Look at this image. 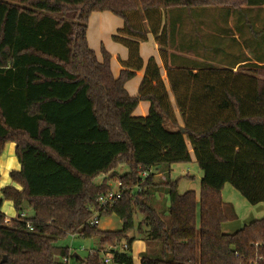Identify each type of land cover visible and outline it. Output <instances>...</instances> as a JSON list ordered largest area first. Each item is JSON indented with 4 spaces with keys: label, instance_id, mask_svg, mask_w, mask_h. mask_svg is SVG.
Masks as SVG:
<instances>
[{
    "label": "trees",
    "instance_id": "trees-1",
    "mask_svg": "<svg viewBox=\"0 0 264 264\" xmlns=\"http://www.w3.org/2000/svg\"><path fill=\"white\" fill-rule=\"evenodd\" d=\"M263 2L0 0V156L8 143L17 145L21 171L11 178L23 188L1 190L0 264H66L67 258L104 264L109 251L112 264H134L136 238L128 234L139 213L138 233L162 248L160 258L143 255L141 264H264V218L233 234L222 228L235 217L222 199L226 185L252 206L264 203V70L241 73L236 65L214 68L193 59L182 65L168 51L167 26L169 11L215 9L202 11L198 21L222 20ZM106 12L123 20L112 36L128 51L117 78L111 54L102 48L100 60L88 42L92 15ZM189 19L182 22L179 49L201 57L196 40L184 43ZM213 26L211 42L220 46L224 31ZM150 37L162 67L141 56ZM140 71L144 76L132 97L126 84ZM141 102L150 104L145 117L134 115ZM192 156L202 173L199 198L194 191L180 193V180L171 179L173 167L192 163ZM122 165L125 175L116 172ZM150 168L154 173L143 182L140 171ZM160 169L169 172L162 184L169 222L151 203ZM102 175L105 180L96 184ZM110 181L128 190L104 208L99 199L113 191ZM3 200L18 212L8 223ZM29 209L32 217L19 216ZM95 212L100 219L116 215L122 230L91 225ZM72 235L98 241V249L83 260L74 257L59 245ZM124 244L127 251H121Z\"/></svg>",
    "mask_w": 264,
    "mask_h": 264
},
{
    "label": "rangeland",
    "instance_id": "rangeland-1",
    "mask_svg": "<svg viewBox=\"0 0 264 264\" xmlns=\"http://www.w3.org/2000/svg\"><path fill=\"white\" fill-rule=\"evenodd\" d=\"M214 11L215 9H198L195 11L190 12H178V10L169 11L167 14V26L170 30V47L168 49L170 55L176 54L177 59H179V62L182 65H186V60H191L192 56L197 57V54L195 52L186 51L183 49H179L182 44V34L180 32V28L185 26V22L187 21V18H191L188 20L187 25V31L186 33H189V42L185 41L184 43H190L192 45L196 44L200 47V50L202 51V56H198V58L203 59L202 62H206L207 65H210L214 68H231L232 65L229 63L230 57H227V54H229L230 50H235L232 48H229L232 43H230L231 36H233L235 29L232 26V20L226 24V27L223 28L225 30V38H223L220 41V46H217L215 43V47L212 44L211 40L213 39L212 35H215L213 31L209 30V25H202L199 23V19L197 16L201 14L202 11ZM184 14V15H183ZM180 15H183L180 19H183L184 23H178V17ZM104 20L103 23L101 20ZM225 26V25H224ZM123 27V20L111 13H95L92 15L88 27V42L90 48L95 51V53L98 55L99 59H102V48L106 49L109 53L118 52L123 55L124 49H126L124 46L115 43L112 39V36L117 34V31L119 28L121 29ZM191 36L194 37L191 38ZM219 37V36H218ZM176 38V39H175ZM232 42H234L232 40ZM235 47L239 48L238 42L235 43ZM212 48V49H211ZM127 51V49H126ZM115 56V55H114ZM173 57V56H171ZM200 60V63H202ZM115 68V73H117V68ZM166 80V78H165ZM167 83V80H166ZM168 85V84H167ZM174 105L175 101L173 99ZM146 105V104H144ZM176 109V107H175ZM177 112V109H176ZM177 118L179 119L180 125L181 119L177 112ZM189 145V143H188ZM192 159L194 162L186 164V165H178L174 166L173 170L171 172V179L172 180H180L179 182V192L184 193L187 190H197L201 189V179H202V173L199 169L195 157L192 156ZM184 170V171H183ZM187 172L185 175H181L183 172ZM116 172L120 175H125L128 172V168L126 166H119L116 169ZM186 176V177H185ZM105 176H99L95 179L96 184H101L105 180ZM169 178V172L164 171L163 169H160L157 171L155 177H154V183L158 186L156 191L152 193V205L155 209L159 211V213L163 216V219L167 222H169V219L167 217L168 206L165 202V188L162 184L165 183V181ZM113 188H116L115 181L109 182ZM113 184V185H112ZM233 191L232 195L229 196L228 191L225 192V199H223V202L226 204L225 207L227 209V212L229 216L231 214H234L236 212L238 216V220H231V222H227L223 225V232L227 234H233L239 228L241 229L245 224H248L250 220H260V218H264V204H258L256 206L250 205L245 198L235 190L232 186L228 185ZM10 205V202L8 200H3V206ZM10 206H7L8 209ZM30 210V209H29ZM234 210V211H233ZM32 212V211H31ZM31 212L30 215H31ZM143 221V216L139 213L135 216V229L130 232L129 238H136V241L143 242L141 244L136 245L135 252H132V256L134 257L135 261H138L139 258H142L143 255H148L150 257L154 258H160L162 255V248L161 245L154 242H147L144 241L143 236H140L138 233V225ZM101 229L104 230H118L121 229V223L116 217V215L112 216H105L101 218L99 226ZM60 246L63 247H69L72 252H76L80 254L83 258L88 256V254L91 251H95L98 249V241H92V240H83L81 238H72L67 237L65 239H62L59 242ZM145 245L146 250L144 253L140 254L137 253L139 250H142V246ZM133 251V250H132ZM139 263V262H137ZM71 264H75V261L72 260ZM255 264V263H251Z\"/></svg>",
    "mask_w": 264,
    "mask_h": 264
},
{
    "label": "crops",
    "instance_id": "crops-1",
    "mask_svg": "<svg viewBox=\"0 0 264 264\" xmlns=\"http://www.w3.org/2000/svg\"><path fill=\"white\" fill-rule=\"evenodd\" d=\"M103 14H105V13H103ZM231 20H232V26L235 29V32L233 33L234 35L231 36L232 37L231 40H235V41L232 42L230 40V43H232V44L230 45L229 48H232L235 50H230L229 54H227V57H230L229 63H231V65H236L235 67L233 66L234 71H239L241 73H253V72L260 71V70L261 71L264 70V4H262L260 6H256V7L246 8L243 12L239 13L236 17L231 16L228 19L223 18L222 20H220V18H218V17L217 18L207 17V19L205 21H199V23H205L206 22L208 25H210L212 27V28H210L208 26L210 28L209 30L214 32V30H213L214 26L213 25L219 24L223 29L226 27V24L229 23ZM101 21L102 22H100V23L104 22L103 19ZM223 31H224L223 32V38H225L224 34L226 32L224 29H223ZM236 41L239 44V48L235 47ZM140 51H141V56H142L145 63H147V61L151 57H154L157 60L158 64L162 67V61L160 59L158 47L155 44L154 38L150 37V40L148 42L142 43ZM174 53L177 54L176 51ZM110 54L112 56V60H111L112 72H113L114 76L117 78L120 76V73L123 70V67L121 66L119 60L127 61L128 51H126V49H124L122 56H121V54H119V51L113 53L115 56L112 55V53H110ZM191 59L196 60L198 62H200V60L202 62V60H203V59L198 58L196 56L195 57L192 56ZM114 66H116V68H117V73H115L116 70H115ZM162 73H163V77L165 79L166 75H165V71L163 69H162ZM143 76H144V71L137 72L135 78H133L131 81H129L126 84V89L132 97L137 96L139 86L141 84ZM256 77H259V76H256ZM260 79H262V78L260 77ZM144 104H146V105H144ZM149 109H150V104L148 102H141L139 104L138 108L136 109L134 115L137 117H145L149 113ZM16 151H17V145L15 143H8L5 147L4 153L2 154V156H0V200L3 198L1 190L4 188H13V189L17 190L18 192L23 191V188L19 184H17L16 182H14L11 178L12 172L21 171V164L19 163V160L17 158ZM192 162H194L193 159H192ZM187 172H188V170L186 172L181 173V175H185V174H187ZM229 188L230 187L228 185H226L224 187V189L222 191L223 199H225L226 190L228 191L229 196H231L233 194L232 193L233 191H231L232 189H229ZM200 190L201 189H199V191H198V189L197 190L194 189V190H187V191L196 192V194L199 198ZM9 202H10V205H6V206H3V203H2L1 212L5 215L7 220H12V219H15L18 217V212L14 208L13 202H11V201H9ZM261 204H264V203H261ZM224 205H226V204L224 203ZM7 206H10V207L7 209L6 208ZM29 212H31V210H27L25 212V214L29 217H32L33 213L31 212V215H30ZM234 216L235 217L233 218V220H238V216H237L236 212H234ZM254 219H256V218H254ZM254 219L250 220V222H248V224H245V225H249L252 222L256 221ZM229 222H231V220ZM120 223H121V229H118V230L117 229L116 230H104V229H101L100 227H99V229L102 231H120V230H122V227H123L121 221H120ZM239 230H240V228H239ZM129 235H130V233L128 234V237H130ZM141 243H143V242H140V241L134 242L132 252H135L136 245L141 244ZM142 247H143L142 250H139L137 252V253H139V255L144 253L146 250L145 245H143ZM72 253H73L74 257H77L81 260H83L86 257L85 256L83 258L82 256H80V254H78L76 252H72ZM133 259H134V257H133ZM137 262H139V263H137ZM75 264H78V263L75 262ZM134 264H141V258H139L138 261H135V259H134Z\"/></svg>",
    "mask_w": 264,
    "mask_h": 264
},
{
    "label": "built area",
    "instance_id": "built-area-1",
    "mask_svg": "<svg viewBox=\"0 0 264 264\" xmlns=\"http://www.w3.org/2000/svg\"><path fill=\"white\" fill-rule=\"evenodd\" d=\"M154 173V169L150 168L148 170H141L140 171V178L143 182H145L152 174ZM136 189H138L140 191V187H137ZM128 189H124L122 184H117L116 188L113 189V191H111L110 193H108L106 196H102L99 199V203L100 206L106 208V207H113L115 206L124 196V193L127 191ZM19 216L21 218H25L27 217V215L25 213H21L19 214ZM100 216L98 212L94 213V216L92 218L91 221V225L93 226H99L100 224ZM10 220L6 219V223H8ZM28 227L31 229V226L28 225ZM72 238H76L74 235H72ZM128 246L126 244L123 245L121 251H127ZM94 252V251H91ZM71 259H64V263L66 264H71ZM113 263V253L111 251H109L107 254H105L104 256V264H112Z\"/></svg>",
    "mask_w": 264,
    "mask_h": 264
},
{
    "label": "water",
    "instance_id": "water-1",
    "mask_svg": "<svg viewBox=\"0 0 264 264\" xmlns=\"http://www.w3.org/2000/svg\"><path fill=\"white\" fill-rule=\"evenodd\" d=\"M28 206V204L27 203H25V207H27Z\"/></svg>",
    "mask_w": 264,
    "mask_h": 264
}]
</instances>
